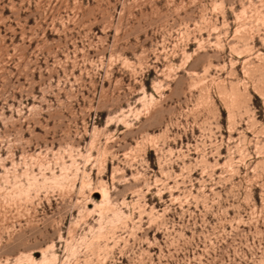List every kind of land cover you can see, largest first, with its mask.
Here are the masks:
<instances>
[{
	"label": "rangeland",
	"instance_id": "obj_1",
	"mask_svg": "<svg viewBox=\"0 0 264 264\" xmlns=\"http://www.w3.org/2000/svg\"><path fill=\"white\" fill-rule=\"evenodd\" d=\"M0 264H264V0H0Z\"/></svg>",
	"mask_w": 264,
	"mask_h": 264
}]
</instances>
